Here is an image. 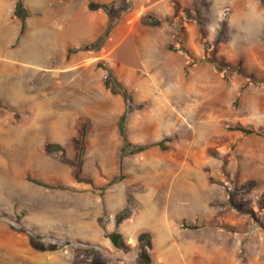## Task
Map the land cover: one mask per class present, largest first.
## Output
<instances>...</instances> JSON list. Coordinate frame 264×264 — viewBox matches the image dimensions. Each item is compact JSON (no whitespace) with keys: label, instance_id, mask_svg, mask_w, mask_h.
Wrapping results in <instances>:
<instances>
[{"label":"rangeland","instance_id":"rangeland-1","mask_svg":"<svg viewBox=\"0 0 264 264\" xmlns=\"http://www.w3.org/2000/svg\"><path fill=\"white\" fill-rule=\"evenodd\" d=\"M14 1L0 0V231L27 236L38 264L53 255L91 264L101 254L133 264L138 243L110 236L150 185L159 210L198 215L183 222L223 229L243 263L264 264V10L231 25L229 7L219 18L223 0L185 1L142 32L155 15L141 0H21L24 22L10 12ZM91 1L108 8L96 10L107 22L92 39ZM188 11L200 13L204 35ZM107 69L132 96L129 142L152 145L140 154L122 156L115 97L126 105L105 87ZM165 138L162 150L155 144ZM216 208L228 222L214 219ZM30 235L57 249L34 248ZM13 253L0 246V264H14L5 260Z\"/></svg>","mask_w":264,"mask_h":264},{"label":"crops","instance_id":"crops-1","mask_svg":"<svg viewBox=\"0 0 264 264\" xmlns=\"http://www.w3.org/2000/svg\"><path fill=\"white\" fill-rule=\"evenodd\" d=\"M101 3H108L115 0H97ZM146 4L144 7L147 14L151 13L155 15L157 20H160L159 24L162 22V19L167 20L168 17L172 16L175 13L177 3L182 4L185 8L190 7L185 4V1L192 0H141ZM223 5L221 4L219 10V18H222L223 10L226 7L230 8L231 12V25L234 22H238L240 19L245 17H250L249 10L253 11V14H257V11H263L264 5L262 0H245L244 8L240 6L239 2L242 0H223ZM252 1L255 3L254 7ZM219 3V1H216ZM13 9V11L11 10ZM16 9V3L11 2L10 12H14ZM11 13V14H12ZM89 20L91 22V39L94 38L106 25L107 19L105 14L102 11H91ZM99 13L98 21H96L95 14ZM57 19L59 15L55 12L51 13ZM259 14V13H258ZM261 14V13H260ZM10 15V14H9ZM152 15V16H153ZM62 15V19H63ZM66 17V16H65ZM67 17H70L67 15ZM16 17H14L15 19ZM222 20V19H221ZM220 20V21H221ZM44 21H47L45 18ZM169 21V20H167ZM95 23H99V29L95 28ZM64 24V23H63ZM61 24L58 27L63 29L64 25ZM151 26L141 31L154 30L155 25L150 24ZM154 26V27H153ZM133 29H130L131 31ZM69 38L67 39V42ZM85 42V39L82 40L79 44ZM71 47H76V44H69ZM115 116H121L124 111L123 100L120 96L115 97ZM202 164L199 165V168ZM202 172V170H201ZM203 174V173H202ZM205 186L209 184L205 179ZM157 188L150 185L143 187L141 192L136 193L135 198L138 201L139 205L136 212L132 217L128 218L124 222H121L117 231L122 235L127 242L136 245L139 241V236L142 233H149L151 235V257L155 264H245L242 262L239 253L231 251V248L228 246L229 236L224 233L225 231L221 228H202L197 229H188L182 226L183 221L195 222L200 219L198 215H195L193 219L186 220L182 217H170L166 214L167 207L159 210V206L154 204L155 197L157 195ZM220 211V209H219ZM216 215L214 219H220V222H228L224 220L221 215H219L217 208L215 209ZM208 221V219H204ZM210 221V220H209ZM102 235L99 236V241L101 242ZM107 242L110 240L105 239ZM237 244V243H236ZM0 246H8L12 250H16L17 253L14 254V258L6 255L5 260H13L14 264H26L28 261L29 264H38V255L34 251L29 243L27 236L21 233H6L2 230L0 231ZM236 246V245H235ZM19 252V253H18ZM58 253V252H57ZM60 254V253H59ZM136 258V257H135ZM134 258V259H135ZM18 259H21L18 261ZM25 262V263H24ZM136 261H133V264ZM70 264L67 261H64L62 258H59V255L50 256L48 261H45V264ZM116 264H125L124 260H119ZM249 264H261L258 260H253Z\"/></svg>","mask_w":264,"mask_h":264},{"label":"trees","instance_id":"trees-1","mask_svg":"<svg viewBox=\"0 0 264 264\" xmlns=\"http://www.w3.org/2000/svg\"><path fill=\"white\" fill-rule=\"evenodd\" d=\"M89 9L91 11L104 10V11L108 12L107 5L95 3L93 1H91L89 3ZM20 11H24L23 3L21 0H17L16 14L18 13V15H20ZM148 16H149V18H148ZM148 16H147V20H145V22L147 24H152L155 26H157L159 24L160 20H157L155 17H151V15H148ZM20 17L22 18V20L24 22L26 16L20 15ZM186 17L189 19L196 20L199 27H200L201 34H203V35L205 34L204 21L201 18V15L199 12L196 11L195 13H192V12L188 11V12H186ZM167 20H169V18ZM226 26H227L226 20L222 21L221 28L218 32V38L216 39V43L220 42L224 38L225 33H226ZM215 65H216L218 70L221 69L219 67L218 62H216ZM107 72H108V75H107V79L105 81V87L107 89H109L112 94L121 95L124 98L125 105H126V109H125L124 113L120 116V118L117 121V125H118V128L120 130V134L123 138V146L121 148L122 156H128L129 154H140V153L146 151L147 149H149L152 145H150V144L136 145V144H132L131 142H129L127 135H126V121H127L128 114L131 113L134 109L131 105L132 96L130 95V91H129L128 87L125 86L121 81H119L110 69H107ZM0 106H2L1 103H0ZM141 106L142 105H140V107ZM231 130L240 131L246 135H253V134L260 135V133L257 132L256 130L251 129V128H246L243 126H236L234 128H231ZM168 140H170V139L165 138V139L159 141L158 143H156L155 145L159 146L162 150H167V147L164 145V143ZM53 148H54L53 146H49L47 149L52 150ZM56 149L59 150L58 147H56ZM32 181L37 183V184H41L39 181H36V180H32ZM125 215H126V217H128V215H130L129 208H125V209H123V211H121L117 214V222H120V220H122V217ZM0 219H1V217H0ZM182 226L185 228H188V229H197L199 227L205 226V224L204 223H186V222H183ZM110 239L115 245H118L119 243H121L123 241L122 235L118 232L113 233L110 236ZM30 241H31L32 246L38 250L44 251V250H55V249H57L56 247L47 248V247L40 246L35 241V239L33 238L32 235H30ZM80 244H84V243L81 242ZM138 246H139V249H138L139 252L136 253V260H135L136 264H155L152 257H151L152 245H151V235L149 233H142L139 236ZM110 260L111 259H109L106 256H104L103 254H101L97 257H94L91 260V264H110L111 263Z\"/></svg>","mask_w":264,"mask_h":264}]
</instances>
